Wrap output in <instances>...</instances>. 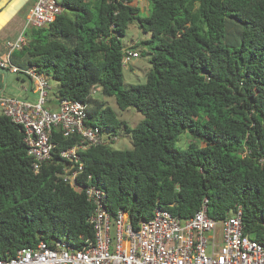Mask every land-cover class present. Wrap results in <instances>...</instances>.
Segmentation results:
<instances>
[{
	"label": "trees",
	"instance_id": "obj_1",
	"mask_svg": "<svg viewBox=\"0 0 264 264\" xmlns=\"http://www.w3.org/2000/svg\"><path fill=\"white\" fill-rule=\"evenodd\" d=\"M137 1L58 0L62 13L12 52L55 81L53 101L83 102L85 124L109 140L79 152L73 187L59 154L81 137L52 130V158L35 171L21 125L0 113V259L41 240L80 249L93 237L90 185L134 226L156 209L187 219L205 203L220 220L240 207L244 232L264 245V0H146V15ZM132 22L150 36L128 48L147 46L150 67L124 87L120 38ZM95 85L142 119L130 127ZM120 132L130 148L112 146Z\"/></svg>",
	"mask_w": 264,
	"mask_h": 264
},
{
	"label": "built area",
	"instance_id": "obj_2",
	"mask_svg": "<svg viewBox=\"0 0 264 264\" xmlns=\"http://www.w3.org/2000/svg\"><path fill=\"white\" fill-rule=\"evenodd\" d=\"M32 1L23 31L15 40L5 43L0 68L26 77L33 84L36 99L2 93L1 113L21 125L35 171L52 158L55 146L51 141L52 130L59 129L64 136H80V144L59 154L71 163L67 169L72 171L71 175L65 174L64 179L77 187L74 178L81 169L79 152L87 146L105 144L109 139L103 137L98 127L85 124L83 102L63 99L57 101L56 108H50L48 77L35 67H19L11 62L12 52L28 42L25 29L47 27L63 11L58 0ZM133 57H138V53L126 48L123 64ZM99 88L93 86L91 95ZM259 161L264 165V156ZM85 194L93 205L89 217L93 237L80 249L61 241L48 244L41 240L0 259V264H264V245L244 232L240 207L220 220L208 216L205 203L187 219L156 209L151 218L134 226L123 209L111 217L105 206L104 190L90 185L85 187Z\"/></svg>",
	"mask_w": 264,
	"mask_h": 264
},
{
	"label": "rangeland",
	"instance_id": "obj_3",
	"mask_svg": "<svg viewBox=\"0 0 264 264\" xmlns=\"http://www.w3.org/2000/svg\"><path fill=\"white\" fill-rule=\"evenodd\" d=\"M138 7L140 8V14L146 15L147 9H148V3L146 0H138L137 2ZM3 21L6 23L11 18L10 17V11L5 10L3 12ZM18 18L23 20L25 18V11L20 10L17 13ZM13 14V15H14ZM17 24V22H15ZM14 21H10V26L6 27L5 30L10 33V31L14 28ZM6 32L5 39L12 38V35ZM13 34V33H12ZM150 34L148 32H144L142 29H140L136 22H132L128 24L127 28L125 29L124 35L120 38V43L123 48H128V46L139 43L145 39H148ZM138 53V57L131 58L126 64H123L122 68V74H123V85L128 86L132 84H142L145 81V75L150 67V64L148 62V47L144 44L140 43L136 49H134ZM16 51V50H15ZM19 75L7 72L5 85L3 88V94L18 98H23L22 95V88L20 86V83L17 79ZM2 87V79L0 81ZM49 86H55V81L51 78H48ZM2 89V88H1ZM51 96V91L49 93V97ZM96 97H100L108 101V104L116 111L118 117L122 120H125L130 127L135 126L141 119L142 115L139 111H137L133 106L128 107L125 110H119L115 104L114 97H103L100 96V93L97 92ZM52 97V96H51ZM0 113H1V107H0ZM182 142H187L189 139L187 136H184ZM112 146L117 149H124V148H130L131 147V141L129 138V134L125 132L118 133L114 141L112 142Z\"/></svg>",
	"mask_w": 264,
	"mask_h": 264
},
{
	"label": "crops",
	"instance_id": "obj_4",
	"mask_svg": "<svg viewBox=\"0 0 264 264\" xmlns=\"http://www.w3.org/2000/svg\"><path fill=\"white\" fill-rule=\"evenodd\" d=\"M33 1L32 0H0V55H2L5 52V43L6 41H13L16 39V37L23 31L24 28V23H25V19L27 17L28 11L29 9L32 7ZM5 10L10 11V17L9 19L12 18L7 21L6 23L3 21V12ZM20 10H24L25 11V18L23 20H21L20 18H18L17 13ZM14 14V15H13ZM10 21L13 22L14 21V28L10 31L9 35H12V38H8L3 40L6 35L5 30L7 29L6 27L10 26ZM17 22V24L15 23ZM29 29V28H28ZM28 29H25L24 33L26 34V31ZM13 33V34H12ZM27 36V35H26ZM8 72V71H7ZM22 75H19L17 77L20 86L22 88V95L23 98L22 99H28V100H35L36 99V92L34 90L33 84L25 77V79H22ZM1 81V78H0ZM1 85V83H0ZM51 88H53L54 86H50ZM2 88V85L0 87V89ZM51 91V90H50ZM2 94V93H1ZM49 107L50 108H56L57 107V101H53L52 97L50 96V101H49Z\"/></svg>",
	"mask_w": 264,
	"mask_h": 264
},
{
	"label": "water",
	"instance_id": "obj_5",
	"mask_svg": "<svg viewBox=\"0 0 264 264\" xmlns=\"http://www.w3.org/2000/svg\"><path fill=\"white\" fill-rule=\"evenodd\" d=\"M0 74H2V84H3L2 89H0V94H1L3 92V88H4V85H5L7 70L0 68Z\"/></svg>",
	"mask_w": 264,
	"mask_h": 264
},
{
	"label": "flooded vegetation",
	"instance_id": "obj_6",
	"mask_svg": "<svg viewBox=\"0 0 264 264\" xmlns=\"http://www.w3.org/2000/svg\"><path fill=\"white\" fill-rule=\"evenodd\" d=\"M0 78L2 79V74H0ZM0 87H1V85H0Z\"/></svg>",
	"mask_w": 264,
	"mask_h": 264
}]
</instances>
